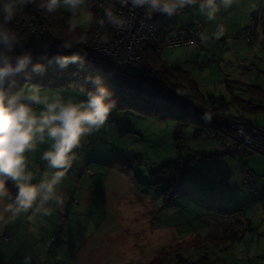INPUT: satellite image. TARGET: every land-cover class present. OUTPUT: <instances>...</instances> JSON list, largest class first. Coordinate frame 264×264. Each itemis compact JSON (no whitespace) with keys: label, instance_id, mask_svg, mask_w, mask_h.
Instances as JSON below:
<instances>
[{"label":"rangeland","instance_id":"rangeland-1","mask_svg":"<svg viewBox=\"0 0 264 264\" xmlns=\"http://www.w3.org/2000/svg\"><path fill=\"white\" fill-rule=\"evenodd\" d=\"M60 10L68 21L71 14L64 8ZM157 14L172 27L180 24L176 14ZM76 19L77 29L88 31L93 23L90 3ZM252 23L248 35L251 42L256 41L252 44L237 37L241 28L226 29L225 36L212 43L164 48L157 53L149 47L144 54L149 63L156 56L166 66L186 71L202 96H212L217 104L223 102L226 114L264 127V11L257 12ZM192 25L201 32L199 23ZM229 38L231 45L226 42ZM131 69L142 72L141 66ZM73 71L83 75L82 82L86 76L102 74L111 90L106 75L85 62L83 69L72 64L63 70L52 63L44 74L31 71L25 80L19 72L13 84L18 92L27 91L33 85L31 79H44V84H35L42 92L82 100L85 97L75 91L80 84L63 79L70 78L69 72ZM123 99L127 100L125 107L116 105L105 126L85 137L77 149L78 158L82 153L85 165L97 174L92 179L88 174L81 177L76 174L81 161L74 162L60 185L63 206L51 205L53 217H38L35 224L24 216L15 221L25 222L23 231L36 236L34 240L28 238L22 249H15L18 243L14 248L10 246L6 224H0V264H25L26 257L30 264H152L178 252L195 260L205 255V249L211 250L207 256L212 264H264V179L254 185L241 180L244 168L264 175V155L247 147L245 140L234 141L231 136L236 131L222 121L217 136L223 141L217 142L210 137L211 120L202 124L189 119L192 114L182 113L185 108L181 104L177 105L179 112L168 105L136 102L125 95ZM245 104L256 109H245ZM142 107H151V113L137 109ZM179 122L182 133L177 139ZM47 148L40 145L35 154L41 156ZM179 153L191 160L190 169L178 192L166 200L149 180L153 171ZM120 166L124 173L114 170ZM107 169V182L120 185L119 192L127 197H120L119 203H109L97 187ZM44 170L41 158L33 172L35 181ZM115 208L119 210L115 212ZM248 221L252 231H246L242 240L228 243V249L223 247L227 244L221 246L207 238L219 237L234 223L245 225ZM44 231L49 234L47 238L42 236ZM244 250L250 252L249 261L244 260Z\"/></svg>","mask_w":264,"mask_h":264},{"label":"clouds","instance_id":"clouds-1","mask_svg":"<svg viewBox=\"0 0 264 264\" xmlns=\"http://www.w3.org/2000/svg\"><path fill=\"white\" fill-rule=\"evenodd\" d=\"M36 0H0V224L15 222L24 216L33 224L38 217H48L54 211L51 205L60 208L64 204L60 185L73 163L78 159L77 149L82 140L90 134L99 131L108 121L116 107L114 93L105 83L102 74L85 77V85L75 86V91L85 98L76 100L65 99L59 93L49 95L42 92L39 85H31L27 91L21 89L16 94L6 92V84L16 73L26 69L32 62L30 52L14 54L22 41L18 33L10 27L11 22L27 5H33ZM121 9L127 8L132 16H126L118 11L111 0L106 4H98L103 9V16L98 17L97 35L106 27L117 32H123L131 27L137 9H142L145 18L150 19L154 13L173 16L185 8L198 5L199 11L208 21L214 22L221 11L227 12L238 3V0H117ZM88 0H40L39 9L48 14L58 12L61 8L71 14L67 21V35L70 40L57 46V53L50 59L47 53L42 57L55 63L60 69L76 64L83 69L88 52L84 47L88 39L84 34L76 35L79 22L76 19L85 12ZM89 17L92 13H87ZM226 34L223 24H218L210 34L198 32L201 44H207L210 39L219 40ZM103 37L101 36V40ZM229 45L232 40L226 41ZM64 50L70 54H62ZM46 66L36 63L31 71L44 74ZM210 122L211 116H202ZM47 143L49 147L42 153L45 170L39 182L33 183L34 174L29 170L27 153H34L38 147ZM9 182L15 187L13 195L8 187ZM35 231V229H32ZM25 264H30V258H25Z\"/></svg>","mask_w":264,"mask_h":264},{"label":"trees","instance_id":"trees-1","mask_svg":"<svg viewBox=\"0 0 264 264\" xmlns=\"http://www.w3.org/2000/svg\"><path fill=\"white\" fill-rule=\"evenodd\" d=\"M39 2H40V0H36L35 4L27 5V6L23 7V9L21 11L17 12L16 17L14 18V20L10 24V27H12L18 33L19 38L22 41V46H18L15 49L14 54H21L22 51L27 52L31 48H33L34 46H36L40 43L38 41L33 46H31V44L28 40L29 32L27 30L22 29L24 17L31 18L35 15H37V17L39 16L40 19L43 20V22L46 26V30L54 37V39H56L60 43L71 39L67 35L68 23L66 21V16L63 14V12L61 10H59L56 13L48 14L45 11L39 9ZM88 3H90V5L92 7V11H93L92 26H90L88 31H85V32L84 31L82 32V31L77 29L76 35L78 36L80 34H84L87 36V39H90L92 37V35H91L92 28L95 25V20L97 19V12L95 9V0H88ZM262 4H264V3H262ZM262 7H264V6H262ZM259 9H260V6H259ZM254 13H256V11L251 12L249 15V20H250V23L252 25H253V23H252L250 16H251V14H254ZM158 14L161 15L162 13H158ZM152 17L156 21L161 19V21H159V22H162V24L160 25V28L158 30V34L156 36L157 37V40H156L157 41V47L152 48V50H154L155 53H157V52H161L164 49L163 45H164L165 39L172 36V35L166 37L167 34L169 33V29H167V23L168 22H166L165 19L157 18V16L154 14ZM251 24L247 27L242 28V29L249 31V29L251 28ZM175 30H174V32H175ZM252 43H255V41L251 42V44ZM144 56H145V54H144ZM51 57L52 56H48L49 59ZM145 60H146L147 64L153 70L158 72V75L161 78L164 86H163V88L158 90L159 100H151L149 102L143 101V100H134V99H132V100L136 101V102H146V103L148 102V103H152V104H159L161 106L168 105L169 107L173 108L174 110H177V111L180 110L179 112H181V109H179L177 105L181 104V105H183L181 107L185 108V110L183 109L182 113H184V112L186 114L191 113L192 116H190V117L188 116L189 119H191L193 121L198 120L202 124H206V121L204 119H202V116H204L205 114H208L212 117V119H214L213 121L211 119L210 127H208V128L211 131L210 134L214 133L215 135L214 136L210 135V137L216 138V140H217V138H218L217 131L222 128L220 125L222 118L224 116H234V115H228L224 112V108L222 105L223 102L218 103L219 104L218 105L217 101H214L212 96H207V97L202 96L200 94V92L196 89L194 83L189 78L186 71L178 69V68H172V67L166 66L156 56H153L151 58L150 63L148 62L146 56H145ZM36 63L44 64L46 66V69L52 68V63L50 64L48 62V60L43 59L42 57L32 59V62L26 67V69L21 71V73H22L21 80H25L28 78L27 75L30 74L32 66ZM88 65L94 66L93 64H88ZM95 67H97V66H95ZM74 74H77L76 77L74 76ZM69 76H71V77L67 79L65 77L63 78L62 74L60 75V77L63 78L64 81H67V82L73 81V84L76 83V84H80V85H85V87H87L89 89L93 87L91 84H86L85 81L84 82L81 81V79L83 78V75L79 72H75V71H73V73L69 72ZM65 79H67V80H65ZM13 81H14V76L11 77V79L8 81V83L5 86L6 92L9 95L18 93V89L13 84ZM31 82L33 84L41 85V84H44V79H41L40 81H38L37 79L33 78V79H31ZM61 84H64V83H58V85H61ZM111 91L114 93L113 99L116 101V105L119 107H125L124 103H126L127 100L123 99V95H125V96H127V95L123 94L121 92L117 93V92L113 91L112 86H111ZM132 107H135V105H132ZM243 108L251 109V110L256 109V107L251 106L249 104H245V106H243ZM137 109L140 110L141 112H144V113H151V110H150L151 107H142V108H137ZM165 110H168V109H165ZM184 119H187V118L184 117ZM181 126H182V124L179 122V124L177 125V129H179ZM179 130H180V132H177V134H176L177 139L180 138V134L182 133V131H181L182 129H179ZM225 131L227 132V130H225ZM219 138L221 140V141H219V143H222L223 137L220 136ZM231 138L233 139V137H231ZM233 140L235 141V139H233ZM176 144H177V142H176ZM47 147H49V145H47ZM35 153L36 152L27 154L28 162H29V165H28L29 170H31L32 172L35 171V168L37 167V165L40 162V159L42 158V154L40 156L39 154H35ZM190 165H191V160L189 158H185L182 154L179 153L178 156L174 160L163 164L157 170L153 171L151 173V177H150L149 181L153 186H156L161 191V194L163 195V197L166 200H169L173 195H175L178 192V187L184 181V179L187 175V172L190 169ZM246 170H248V169H246ZM249 171H251V170H249ZM241 174H242V172H241ZM33 183H37V181H35V179H34ZM243 183H245V182H243ZM8 187L10 188L12 194H15L16 189L12 185L11 182H9ZM234 224L235 225H232V227L227 228L219 237L209 236L207 238L209 240L216 242L217 244H220L221 246L227 244V246H223V247L228 249V248H230V245L228 243H230V242L233 243L235 241L242 240L245 232L246 231H252V229H253V227H251L250 221H248L245 225H242L238 222H236ZM4 235L2 237L3 242L6 241ZM33 240H34V238H33ZM200 241H202V240H200ZM204 253H205V255L200 256V257L196 258L195 260L184 257L180 252L172 253L171 256L166 255L165 257H162L161 260H159L155 263H152V264H212L213 262L207 256V253H211V250L205 249ZM242 254H243L245 261L250 260V255H249L250 252L248 250H244L242 252ZM172 256H174V257L171 258ZM172 259H174V260L172 261Z\"/></svg>","mask_w":264,"mask_h":264},{"label":"built area","instance_id":"built-area-1","mask_svg":"<svg viewBox=\"0 0 264 264\" xmlns=\"http://www.w3.org/2000/svg\"><path fill=\"white\" fill-rule=\"evenodd\" d=\"M106 3L107 0H95L97 18L103 16V9L97 5ZM111 3L115 4L118 11L122 10L126 16L133 15L127 8L121 9L117 0H111ZM261 9L256 11V13L264 11ZM256 13L251 14V20L254 19ZM161 24L162 22H157L153 17L150 19L145 18L143 10L137 9L129 29L117 32L111 27H106L101 31V35H97L98 25L95 23L91 31L92 37L88 39L87 45L77 47L85 48L88 52L85 63L97 66L111 81L113 91L126 94L134 100L148 102L159 100L158 90L163 88L164 85L158 72L147 64L144 51L149 47H157L156 36ZM22 29L29 32L28 40L31 46L38 41L40 42L27 51L31 53L32 59L43 57L45 53H47V56H53L57 53V46L60 42L54 39L46 30V26L39 16L24 17ZM199 30L197 25L192 24L178 27L172 36L165 39L163 48L199 43V36L197 35ZM250 30L251 28L249 31L241 29L237 37H243L251 43L248 36ZM101 36L103 37L102 40ZM24 52L22 51V53ZM62 54H70V52L64 50ZM133 66H141L142 72L136 73L132 71L131 67ZM222 123L228 129L236 131L237 135L233 134L231 136L233 139L239 142L245 140L247 147L255 149L258 153L264 155V127L234 116H224ZM214 135V133L211 134V136ZM217 141H221L219 137ZM217 147H219V144H217ZM241 179L246 184L254 185L260 179H264V175L259 176L244 169L242 170Z\"/></svg>","mask_w":264,"mask_h":264},{"label":"crops","instance_id":"crops-1","mask_svg":"<svg viewBox=\"0 0 264 264\" xmlns=\"http://www.w3.org/2000/svg\"><path fill=\"white\" fill-rule=\"evenodd\" d=\"M261 5H262L261 0H238V3L234 4L233 7L229 9L227 12L221 11V13L218 14L214 22H210L207 20V18L199 11L198 5L194 7L185 8L183 11L176 14L177 17H180V19L178 20L180 21V24L177 27L190 24V23L192 24L199 23L201 25V32L210 34L216 30V27L218 24H223L227 30L237 31L239 28L242 29L251 24L250 21L247 19L248 14L250 12L257 11L259 9V6ZM158 21H161V19H159ZM177 27L176 26L172 27L171 22L170 24L168 22L167 29H169V33L167 34L166 37L173 35L174 30ZM212 40L214 39H210L208 42L212 43ZM47 145H48L47 143L42 144V147L46 148ZM81 156H82V153H80L79 158L75 161L76 163L78 160L81 161L80 168H79L80 171L77 170L76 174H79L81 177L84 174H88V176H91V179H92V177L95 176L97 172L95 170H92L89 164L85 165V159H83ZM121 169L122 167L120 166V168H115L114 170L119 173H124L125 171L123 170L121 171ZM98 174L100 175L101 173H98ZM107 177H108V169L104 171L103 177L102 178L100 177L101 182L99 181L100 183H97V187L99 190H101L102 193H104V197L109 201V203H119L120 197L127 198L126 196H124L122 192H119V189H121V186L120 185L116 186L113 183H108L106 180ZM39 179L40 178H38L37 182H39ZM115 198H118L116 202L113 201V199ZM113 206L119 207V205H113ZM118 210L119 208L118 209L115 208L114 211L116 212ZM48 217H53V215H50ZM5 227H7V233L10 237L9 239L10 246L14 248L16 243H18V247L15 249H22L24 243L27 241L28 238H31L32 240L33 238L34 239L36 238L35 234L30 235L29 232L23 231L24 227H26L25 222H22V221L13 222V223L6 224ZM42 236L44 238H47L49 234L47 235L46 231H44ZM21 240L22 242H19Z\"/></svg>","mask_w":264,"mask_h":264}]
</instances>
